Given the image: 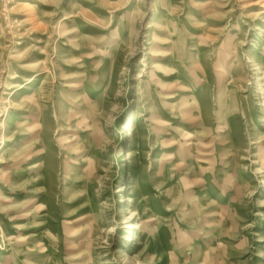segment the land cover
<instances>
[{
	"label": "rangeland",
	"instance_id": "374dc122",
	"mask_svg": "<svg viewBox=\"0 0 264 264\" xmlns=\"http://www.w3.org/2000/svg\"><path fill=\"white\" fill-rule=\"evenodd\" d=\"M0 264H264V0H0Z\"/></svg>",
	"mask_w": 264,
	"mask_h": 264
},
{
	"label": "bare ground",
	"instance_id": "6f19581e",
	"mask_svg": "<svg viewBox=\"0 0 264 264\" xmlns=\"http://www.w3.org/2000/svg\"><path fill=\"white\" fill-rule=\"evenodd\" d=\"M37 151V150H36ZM36 158V157H35ZM38 166V164L37 163H35L34 165H32V167L31 168H36ZM39 166H41V165H39Z\"/></svg>",
	"mask_w": 264,
	"mask_h": 264
}]
</instances>
